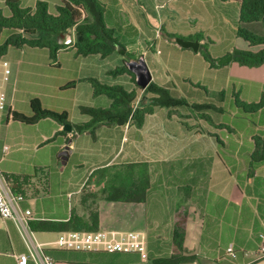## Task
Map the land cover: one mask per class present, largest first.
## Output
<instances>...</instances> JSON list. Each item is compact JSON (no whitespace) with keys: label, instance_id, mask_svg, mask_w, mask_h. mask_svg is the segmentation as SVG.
I'll use <instances>...</instances> for the list:
<instances>
[{"label":"crops","instance_id":"obj_1","mask_svg":"<svg viewBox=\"0 0 264 264\" xmlns=\"http://www.w3.org/2000/svg\"><path fill=\"white\" fill-rule=\"evenodd\" d=\"M37 1L20 0L23 6L31 8L35 7ZM43 1L47 2L53 14H57L58 7L62 5V0ZM111 2L115 5L111 10V23L122 24L128 42L135 43L136 35L145 33V23L136 0ZM120 3L127 8L126 16H123L125 19L122 18ZM169 4L171 6L167 8ZM0 6L5 15L11 14L6 0H0ZM159 6L166 8V15H169L165 20L161 13L163 19L160 29L166 25L168 32L182 31L185 35H182L183 38L200 41L198 51L175 45L182 51L190 52L191 58L202 56L205 59L201 52L203 38L198 32L212 38L210 30L214 28L213 31L222 37L226 36V41L233 39L238 42L239 38L243 39L237 34L241 0H164ZM179 18L188 21L177 24L176 19ZM174 24L191 27L184 31V28L171 26ZM10 33L9 30H3L0 42ZM74 33L75 28H72L62 34L59 41L65 46L57 56L74 67L76 75H22L24 71H31L33 63L40 58H51L47 48L9 47L7 54L0 58V90L5 91L12 111L32 115L30 102L38 97L44 108L59 113L67 112V123L72 126L69 131L63 123L52 117L28 124L7 118L6 112L3 113L0 171L10 187L24 195L20 207L32 210L34 217L30 222L67 221L73 215L89 222L90 212L98 211V229L107 227L143 231L146 238L143 253L148 252L151 264L155 258L176 252L173 246L174 232L183 225L182 253L194 258L180 264H264V162L254 168L251 165L253 137L228 136L221 116L217 118L218 122H213L197 115V118H204L211 125L209 131L199 135H196L195 126L184 120L178 119L171 125L168 115L157 118V109L145 114L140 125L133 120L122 125L111 124V118L100 114L93 116L85 109L111 111L112 103L106 93H95V82L108 86L121 85L128 91L136 90L138 96L145 93L147 86L142 87L136 75L138 85L131 75H93L92 71H97L100 61L98 57L77 53ZM197 33L198 36H191ZM243 40L246 43L239 49L256 51L264 47L251 46ZM164 41L168 42L167 39ZM230 44L231 49H238ZM88 58L92 60L91 72L83 74L84 60ZM3 59L8 60L10 65L8 80H4L2 75ZM56 59L53 62L62 65ZM145 59L147 61L146 56ZM147 63L152 73L151 81H157L160 76L153 75V69ZM209 66L217 68L210 63ZM221 66L217 68H224L218 73V83L212 80L215 91L227 89L231 82H235L233 78L237 79L238 84L249 82L246 86L249 97L256 98L264 91V64L250 67L232 60ZM123 79L128 82L127 86L120 83ZM179 95L184 96L180 92ZM190 95V98L187 97L190 102L203 103L207 99L206 95L198 92H191ZM138 100L134 107L138 106ZM164 107L167 106L161 108ZM153 127L158 128L156 131L163 138L158 143H170V150L164 145L160 151H147L146 129ZM212 127L215 129L212 130ZM111 143L116 144L117 150H111ZM5 144L10 147L7 152L3 150ZM121 164L124 166L122 172L117 169V172L111 173L112 166ZM128 166L132 170L128 171ZM133 185L139 189L128 198L127 189ZM115 187L123 189L121 199H111V191ZM111 204L118 210H111ZM123 223L125 228L117 226ZM31 230L41 242L55 240L48 234L60 232ZM229 246L234 247L235 258L228 254ZM26 249L16 223L0 216V264H16L14 254L25 252ZM49 250L53 255L57 251L63 254L58 258L54 255L57 264H69L72 262L69 258L74 257L53 246Z\"/></svg>","mask_w":264,"mask_h":264},{"label":"trees","instance_id":"obj_2","mask_svg":"<svg viewBox=\"0 0 264 264\" xmlns=\"http://www.w3.org/2000/svg\"><path fill=\"white\" fill-rule=\"evenodd\" d=\"M6 4L11 14L5 15L0 6V33L3 30H9L11 33L4 41L0 42V58L7 54L9 47H38L47 48L50 57L56 59L59 50L65 46L59 41L60 37L72 28H75L76 32L74 46L77 53L83 56L92 54L107 56L116 49V46L122 43L124 47L128 46V41L121 39L118 33V29L122 30L124 27L113 25L111 20L106 18V6L102 0H62V5L58 7L57 14L51 13L47 2L43 0L37 1L34 8L23 6L20 0H6ZM252 23H260L263 32L259 34L244 26V24ZM237 34L251 46L264 45V0H241ZM202 54L213 66H219L216 59H212L207 51L203 50ZM229 54H233L232 60L241 65L254 67L264 64V47L256 51L234 49ZM118 70L119 73H129L136 84L135 73L128 67L127 60L124 59V64ZM233 80L235 82H231L227 89L218 92L217 95L220 98L216 100V103L211 102L208 97L203 103L190 102L186 96H180L178 92L169 91L151 81L144 92L145 94L148 92L158 93V95L148 101L147 96L144 94V99L138 107H134V101L137 98L136 90L128 91L121 85L108 86L95 82V93L104 92L111 97V111L95 108H86L85 110L95 117L100 114L106 118H111V124L117 123L120 125L129 120H133L140 125L145 114L152 113L157 105L173 107L188 106L191 103L194 110H210L217 118L224 115L226 110L230 113V117L226 120L222 118V120L225 122L227 135H251L253 137L254 150L251 155V165L253 168L258 167L264 162V128H262L264 126V91L256 98L249 97L246 94V86L249 85V82L243 81L244 84L242 85V83L238 84L236 82L237 79L233 78ZM204 90L205 93H209L206 88ZM205 93H202V95ZM30 105L32 115L12 111L9 107L6 113L7 118L11 116L15 120L28 124L45 117H52L63 124L68 121L67 112L59 113L44 108L38 97L31 99ZM202 116L209 121H213V116L210 114H203ZM217 138L219 137L217 136ZM138 189L139 187L135 185L129 187L127 189L128 198ZM123 195L124 191L120 187H115L114 191H111V199L113 200L121 199ZM91 214L89 222L78 215H73L67 221H32L30 226L34 230L42 231L96 230L99 228L97 222L98 211ZM184 234L185 231L182 225L174 232L173 246L176 252L169 256L155 258L152 263L180 264L192 260L193 256L183 255L182 253L184 250Z\"/></svg>","mask_w":264,"mask_h":264},{"label":"rangeland","instance_id":"obj_3","mask_svg":"<svg viewBox=\"0 0 264 264\" xmlns=\"http://www.w3.org/2000/svg\"><path fill=\"white\" fill-rule=\"evenodd\" d=\"M164 0H136L138 5V11L139 9L141 12L139 14L142 15V20L144 21V29L145 33H142L141 35H136V41L134 42H128V46L124 47L123 43L120 46H116V49L107 56H102L101 54H92L90 57H98L100 64H98L97 71L94 69L92 71L93 75H130L129 73H119L118 69L121 65L124 64L125 60H133L137 59L141 54L145 55L147 58V61L149 62L151 68L153 69V75H159L160 78H157V81H153L157 83L159 86L168 89L169 91H176L180 92L186 98L191 97V92H198L200 94L205 93L204 89L209 88V94H206L208 98H210L211 102L216 103L218 98V92L215 91L216 89H213L212 86V80H216L218 83L219 79V71H223L221 68L220 70L217 69L220 66H216L217 68H210L209 63L210 61L205 60L202 56L200 58H191L189 56L190 52L182 51V49H178L175 45H179L176 41L177 37H182V31L179 33H171L166 30L167 26L163 25V28H159L161 23V20L163 19V16L168 18L166 15L164 7H160L159 4L163 2ZM123 2V0H122ZM104 4L106 6V18L111 20V10H113L115 5L111 2V0H105ZM171 4L167 6L169 8ZM122 18L125 19L123 16H126L127 8L123 6L122 3L119 5ZM160 12V14H159ZM161 13L163 16H161ZM184 21L182 18L176 19V23H182ZM167 24V21H166ZM120 26V25H118ZM117 26V29H118ZM121 26H123L121 24ZM177 26L176 28L180 29L182 25H171ZM184 26V25H183ZM186 26V25H185ZM247 28H250L254 30L255 32L261 34L263 32V28L261 27L260 23H252V24H244ZM191 26L188 27H181L188 29ZM155 28H158L156 31ZM175 28V27H174ZM214 28L210 30L213 34V39L209 38L205 35L203 32H198L199 35L202 36L203 41L201 43V52L207 51L212 59H219L220 56L228 55L229 53L233 52L231 49V44L236 46L238 49L242 47L243 44L246 42L239 38L238 42H235L233 39H230L226 41V36H221L220 33L213 31ZM118 33L120 34L121 39L128 41V38L126 34L118 29ZM198 33L196 35L191 36H198ZM185 36V35H183ZM201 38V40H202ZM76 39V32L74 33V40ZM164 39H167L168 42H165ZM236 40V39H235ZM200 48V47H199ZM192 50V49H191ZM199 50V49H198ZM197 50V51H198ZM58 55V54H57ZM8 58H10V55H7ZM57 61H59L62 65L55 64L53 61H55L52 58L44 59L40 58L36 63H33V67L31 71H24V74L22 75H76L77 72L74 71V67L72 68L67 64V62L62 59L61 57H56ZM12 60V59H11ZM86 64H84V73L91 70L92 67V60L91 58L84 60ZM210 65L213 67V65L210 63ZM223 67V66H221ZM87 68V69H86ZM99 70V71H98ZM91 72V71H90ZM78 75H81L80 72H78ZM127 77V76H124ZM213 77V78H212ZM122 85H128V82L123 79V81L120 82ZM216 83V84H217ZM215 84V86H217ZM239 86V85H238ZM242 86V85H241ZM123 87V86H122ZM215 88V87H214ZM237 88V87H236ZM126 89V88H125ZM175 89V90H174ZM193 89H196V91H193ZM238 89V88H237ZM145 94V93H144ZM144 94L137 95L138 97L136 100H138V106L141 104V101L144 99ZM148 101L151 100L152 97H155L158 95V93L148 92L147 94ZM205 94H203L204 96ZM242 98L241 96H239ZM136 100L134 101V104H136ZM137 106V107H138ZM187 106V105H186ZM180 107V106H173L170 108L157 105L154 107V110L157 109V118L161 116H169V120H171L172 123H175L176 120L181 119L184 120L185 123L190 124L192 126H200L195 128L194 130L197 132L196 135H199L198 133H202L203 131H209L211 128V125L208 121L204 120V118H197L200 115H212L213 116V122H218L217 116L214 115L210 110L207 109H200V110H193L191 103L188 104L186 108ZM203 113V114H202ZM230 117V113L228 111H224V115H221V118H224L225 120ZM215 129L212 127V130ZM158 128L155 129V127L146 129L147 135H146V143L145 146L147 147V151L152 153L154 151H160L161 146H166L167 150H170L171 144L170 143H158L159 140H162L163 138L158 134L156 131ZM175 133V132H174ZM240 134V132H239ZM139 145V143H138ZM144 144H142V147ZM111 150H117L116 144L111 143ZM174 150V149H173ZM127 151V150H126ZM153 163V162H152ZM127 165V164H125ZM129 167V166H128ZM133 167V166H131ZM122 172L121 170H124L123 164L116 165L115 167H111V173L117 172L118 170ZM128 171L132 170L130 167L127 168ZM112 178L114 176L111 175ZM115 205L111 204V210L115 209ZM118 210V208H116ZM92 213V212H90ZM122 215V214H121ZM121 217V216H120ZM111 226V225H109ZM115 226V225H114ZM122 226L125 228V224L123 225H117ZM121 227V228H122ZM49 237L51 239L57 238L58 234L55 232H50ZM58 252V253H57ZM54 252V255L62 256L61 251ZM66 255L74 256L73 258H69V260H72L69 264H151L148 260L149 254L146 251L145 253H110V252H88V253H77V252H69L64 251L63 252Z\"/></svg>","mask_w":264,"mask_h":264},{"label":"built area","instance_id":"obj_4","mask_svg":"<svg viewBox=\"0 0 264 264\" xmlns=\"http://www.w3.org/2000/svg\"><path fill=\"white\" fill-rule=\"evenodd\" d=\"M3 79L8 80L11 73L9 61L2 60ZM9 106L5 91L0 90V134L3 123V113L8 112ZM11 118V116H10ZM9 145H3L4 152L9 151ZM24 199L22 193L15 192L0 171V216L12 219L26 245V251L14 254L16 264H57V260L50 252V246L64 251H96L106 252H140L146 248V238L143 231L138 229L101 228L98 230H65L60 231L51 242L39 241L30 228L33 219L32 210L21 209L20 202ZM231 258L236 257L233 246L227 248Z\"/></svg>","mask_w":264,"mask_h":264},{"label":"water","instance_id":"obj_5","mask_svg":"<svg viewBox=\"0 0 264 264\" xmlns=\"http://www.w3.org/2000/svg\"><path fill=\"white\" fill-rule=\"evenodd\" d=\"M176 41L182 47L192 48L195 51H197L200 47V41L198 39H185L183 37H177ZM232 59L233 54H228L225 57L217 59L216 63L221 65L232 61ZM127 65L135 73L137 82L142 87H146L150 83L152 73L144 55H141L138 59L128 60ZM64 128L70 131L72 126L69 123H65Z\"/></svg>","mask_w":264,"mask_h":264}]
</instances>
